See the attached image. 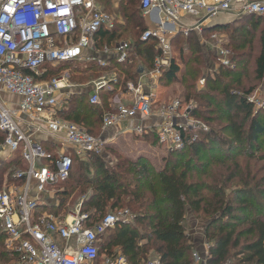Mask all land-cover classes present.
<instances>
[{"label":"trees","instance_id":"16d2710c","mask_svg":"<svg viewBox=\"0 0 264 264\" xmlns=\"http://www.w3.org/2000/svg\"><path fill=\"white\" fill-rule=\"evenodd\" d=\"M100 1L106 4L105 0ZM105 6L108 7L107 4ZM119 12L122 23L116 22L111 30L100 29L93 42L94 49L102 52L131 41L128 57L123 63L113 57L104 69L94 63L82 65L76 62L45 66L48 70L45 77H57L69 70L74 74L70 78L75 83L90 81L105 72L116 75L117 82L112 89L100 94L102 99L106 98L103 107L91 105L87 97L89 91L83 89L72 94L58 114L63 121L86 127L87 130L82 128L93 136L101 128L104 114L115 112L111 105L121 96L130 95L126 85L137 82L140 76L138 67L141 66L145 73L151 72L154 59L161 55L157 40H140L147 29L140 0H122ZM213 34L227 36L232 65L220 66L213 74H206L208 69L216 66L218 58L213 51L206 49L201 40L209 39ZM172 48L175 55L171 66L161 69L163 78L181 87L178 98L183 103L196 104L192 115L199 121L207 124L225 121L226 126L220 127L218 123L216 131L198 133L194 141L185 134L184 147L169 151L155 175H152L153 168L142 159H126L109 166L103 161L104 152L88 154L87 162L73 158L69 178L53 187V198L40 209L64 215L67 200L72 194L86 196L89 192L82 211L89 214L95 223L120 208L134 212L133 227L129 223H118L106 231L98 243L99 257L121 253L129 264H141L146 260L149 247L158 255L160 264H193L192 253L196 247L185 234L183 225L190 211L210 218L204 230L208 245L205 264H227L230 260L234 264H264V203L257 205L246 197L254 191L264 200V189H258L264 184V177L259 182L252 180L256 186L251 193L244 187L232 195L233 199L226 198L224 193L227 184L233 180L232 171L239 169V163L234 162L238 149L245 143L254 148L264 137V111L254 112L253 105L247 101V95L261 83L264 74V20L246 15L229 23L207 27L200 34L192 32L187 37L177 34L172 40ZM249 61H253V85L244 96L234 93L232 86H241L242 79L247 76ZM202 78L204 86L199 88L198 82ZM4 137L0 132V145ZM143 139L152 145L156 143L154 132L143 136ZM262 144L264 146V142ZM40 145L55 157L54 146L47 140L41 141ZM186 153L190 154L187 159ZM198 157H202L200 160L204 163L196 164L194 159ZM211 159H215L225 175L211 177L210 183L191 179L193 174L200 178L204 176L206 170L203 165L205 162L209 164ZM89 161L95 167V178L91 179L84 177L89 172ZM24 170L25 162L16 154L2 163L0 181L7 172L9 182L21 185L22 181L15 180L13 176ZM242 225L247 227L239 229ZM242 238H246L244 243ZM4 239L0 227V264H8L17 257L4 247ZM237 249L239 252L234 253ZM238 256L241 257L236 260Z\"/></svg>","mask_w":264,"mask_h":264},{"label":"built area","instance_id":"2783aa9c","mask_svg":"<svg viewBox=\"0 0 264 264\" xmlns=\"http://www.w3.org/2000/svg\"><path fill=\"white\" fill-rule=\"evenodd\" d=\"M140 8L142 16L152 24L140 40H157L161 55L154 59L151 72L142 73L136 84H127L132 100L105 114L102 130L135 121L136 125L130 129L133 134L145 136L154 132L160 147L179 150L185 145V133L193 124L195 127L196 121L192 122L195 103L174 100L153 115L157 98L153 90L155 76L171 66L174 35L200 34L208 21L224 14L236 19L253 15L264 20V0H140ZM187 16L197 20L191 25L184 24ZM114 25L113 15L100 7L97 0H0V132L5 136L1 145L11 157L19 154L25 162V170L13 176L22 181L21 185L13 182L0 191L4 247L17 255L12 264H129L121 253L103 257L98 254L99 238L118 223H128L124 214H119L120 218L109 213L95 223L82 211L81 204L66 215L40 209L53 198V187L69 178L73 158L103 154L107 144L80 126L59 119V108H65L76 86L65 74L45 77L48 72L45 66L94 61L104 68L107 57L123 63L130 42L102 52L94 49V35L102 28L111 30ZM217 37L213 35L210 40ZM223 44V40L217 41V45L210 44L216 50L217 69L232 65V53ZM143 79L149 83H142ZM204 81L199 80V88ZM261 82L264 83V74ZM113 83H116L114 76L94 82L89 103L99 105L100 93ZM3 93L20 98L15 109L7 107L1 99ZM247 101L255 111H264V95L261 99L247 97ZM153 118L157 121L146 124ZM38 133H46L72 153L59 151L53 157L34 140L33 135ZM205 247L203 256L193 251V264H205ZM141 264H160V260L150 257Z\"/></svg>","mask_w":264,"mask_h":264},{"label":"rangeland","instance_id":"374dc122","mask_svg":"<svg viewBox=\"0 0 264 264\" xmlns=\"http://www.w3.org/2000/svg\"><path fill=\"white\" fill-rule=\"evenodd\" d=\"M97 2L100 7L107 10V13L110 12L111 15H114V17L116 18V22L118 24L122 23V18L119 12V5H120V2H122V0H105V3L108 5V7L105 6L106 4H104L100 0H97ZM221 17H224V15L218 16L215 19L208 21L206 25L213 24V22H216ZM219 40H222V39L217 37V40H215V42L217 43V41ZM223 40H225V38ZM128 41L129 40H127V42ZM256 54H257V51L254 53V55ZM249 62L250 63L248 67L246 68L247 76L242 79L241 86H238V87L232 86V90L234 93H238V94L245 96L246 91L249 89V87L253 85V78L251 74V69H253V61H249ZM72 73L70 74L68 70V71L59 73V75L61 74L67 75L69 82L72 85H75L76 87H80V86L87 87V90H84V91H89L90 87L93 86L94 82L98 81L101 78L107 77L106 75L110 74V72H105V73L98 75L96 78L92 77L93 79L91 78L90 81L75 83L71 81V78H70L71 77L70 75H74ZM144 74L147 75L148 73L144 72ZM148 83H149V80H147L146 84ZM153 90L155 91L156 97H157L155 100L156 104H154L153 106V111H155L153 115L155 113L159 114L158 110H160L164 106H168L174 100L182 101L181 99L178 98L181 92V87L178 85L169 84L168 86H165L163 89H161L160 92L158 90L156 91L155 88H153ZM103 91H109V89H106ZM89 92L87 95L88 98L90 94ZM263 93H264V87H262L260 83L256 86L255 90L251 94L247 95V97H253L254 99H261L264 95ZM131 100H132L131 94L121 96L117 102H114L111 105V109L117 110V108L120 107L121 105L125 106L129 104ZM105 102H106V98L103 97L102 99V96H101L100 104L93 105V106L103 107ZM59 110L61 111L63 110V108L60 107ZM254 112H258V111H255L254 109ZM107 113H110V112H107ZM193 119H194L192 120L193 123L196 121L195 127L193 124V128H191L193 130L189 129V131L185 133L186 136L189 137V139L191 137L192 141H194L193 139L195 138V135H197L198 133H209L211 130L216 131L219 128L217 127L218 123L220 124V127L226 126L225 121L223 122L212 121V122H209V124H207V123H203L199 121L194 116H193ZM192 122H191V125H192ZM80 127L81 128L83 127L87 130V128L82 125ZM101 129H102V126L101 128H99V130L97 129L95 133L93 134L99 137L102 133ZM246 134H247V127L245 128V137H246ZM225 135H228V134H225ZM224 137L226 138V136ZM133 138H131V136H120L116 138L115 143H112L110 145L106 144V147L104 150V160L103 161H105L109 166H114L117 163V161L122 163L126 159L133 160V161H138L142 159L143 161L144 160L146 161L149 167L153 168L152 175H155L156 171L159 170L163 166V162H164L163 160L167 157L168 152L172 150H168L167 147L159 148L160 145L158 144L156 137H155L156 143L154 145H152V143H149L147 141H145L143 144L138 143L137 139H133ZM263 142H264V137H261L259 141V145L257 144L256 147L252 148L250 144L245 143L241 147V149H238L237 153L235 154L234 162L239 163V169L232 171L234 175L233 180L229 182V184H227L224 190L226 198L233 199V196L236 194V192H238V190H241L243 187L247 189L248 191H250L251 193L256 186L253 184L252 180L259 182L264 177V146L262 144ZM18 150L21 153L22 145L19 146ZM184 156H185V159H187L188 157H190V154L186 153ZM12 157H11V154H9L8 151L2 148V145H0V167L2 163L6 162L5 159L10 160ZM76 159L78 161L87 162L86 157L84 159H80L76 157ZM200 159H202V157L195 158L194 159L196 161L195 163L196 164L204 163L203 160H200ZM87 164H89V172H88L89 174L88 173L84 174V177H86L87 179L95 178V167L92 165L91 161H89ZM205 164L206 165H203L205 167L204 170H206L205 175L200 178L198 174H193L191 179L196 180V181L198 179H201L204 182L210 183L211 177H214L216 175L223 177L225 175L224 170H221L222 168L218 166L217 162H215V159L213 160L211 159L209 161V164L206 162ZM4 173L5 174L2 177L3 179L0 181V191L6 190L12 185V183L8 181V176H7L8 173L7 172H4ZM258 189L263 190L264 184H262V186H260ZM252 193L254 195H251ZM252 193L250 195H247L246 197H250L249 199H252L253 201H255V204L257 205L260 203L261 204L264 203V200L261 197V195L255 193L254 191ZM88 195H89V192L86 194V196H78L76 194H72L71 197H69L67 200V206L65 207L64 215L72 211L77 205L79 204L83 205V202L87 199ZM57 203H58V200L56 199L55 204ZM111 213L117 215L120 218L121 216L119 214H124L123 218L127 219V222L131 224L132 227H133V224H135L133 221L134 215H135L134 212L128 211V209L126 208H120ZM209 219L210 218L203 217L202 214L194 215L190 211H188L185 216L184 223H183L185 234L187 236L199 235L201 237L202 233L205 230V225L207 221H209ZM246 227L247 226L242 225L239 227V229H245ZM137 229H140V227L138 226ZM245 240L246 238H242L243 243ZM198 242L199 241H197V243ZM143 243L144 242H142L141 244ZM197 246H201L200 242L197 244ZM239 249L234 250V253L239 252ZM150 257H156V258L158 257V255L154 252L152 247H149L148 249L147 258H150ZM239 257L241 256H238L236 260H238ZM11 262L8 264H12ZM227 264H234V262L230 260Z\"/></svg>","mask_w":264,"mask_h":264},{"label":"crops","instance_id":"0c3cea01","mask_svg":"<svg viewBox=\"0 0 264 264\" xmlns=\"http://www.w3.org/2000/svg\"><path fill=\"white\" fill-rule=\"evenodd\" d=\"M111 15V14H110ZM113 17H114V15H113ZM143 17V16H142ZM115 18V17H114ZM236 18L234 17V16H232V15H230V14H224V17H221V18H219L216 22H213V24H208V25H206V27H204V29L203 30H205L207 27H210V26H213V25H219V24H225V23H229V22H231V21H234ZM143 20H144V22H145V25H146V27H147V29H148V27L149 26H152V24H151V22L149 21V19H147V18H144L143 17ZM197 20V18H195V17H191V16H187V17H185L184 19H183V23L184 24H187V25H191V24H194L195 23V21ZM115 24H116V18H115ZM202 30V31H203ZM198 34V33H197ZM213 35H216V36H218V38H220V39H224L225 38V40H223L224 41V44H223V46L225 47V48H227V49H229L227 46H228V38H227V36L226 35H224V34H213ZM213 35H211V36H213ZM176 35H174V37H175ZM211 36L209 37V39H205V38H203L202 40H201V43L203 44V45H205L204 44V42H207V45H205V47H206V49H210L211 51H213L215 54H216V50L215 49H212L211 48V46H210V44H215V45H217V43L215 42V41H211L210 39H211ZM173 37V38H174ZM127 42V41H126ZM128 42H130V44H131V41H128ZM208 42H210V43H208ZM214 45V46H215ZM230 50V49H229ZM231 51V50H230ZM232 53V52H231ZM175 55V53H174V51H173V56ZM111 58H113V57H107L106 58V62H107V66L106 67H104V68H107L109 65H110V60L109 59H111ZM76 63H79V64H82V65H88V64H90V63H94L95 65H97V63L96 62H92V61H84V62H76ZM104 68H102V69H104ZM138 74L139 75H142V73H144V70H143V68L141 67V66H139L138 67ZM217 71V67H213V68H210V69H208L206 72V74H208V73H210V74H213L214 72H216ZM108 78L109 77H111V76H114L115 77V79H116V82H117V77H116V75L113 73V72H110V74L109 75H106ZM142 76H140L139 77V79L141 78ZM157 79L156 80H154V82H155V86H154V88L156 89V91L158 90L159 92H160V90L161 89H163L165 86H168L169 84H170V82H168V81H166L164 78H163V76H162V74L161 75H156L155 76ZM139 79L137 80V82L139 81ZM136 82V83H137ZM141 82L142 83H144V84H146L147 83V81L145 80V79H143V80H141ZM129 83H133V82H128L127 84H129ZM136 83H133V84H136ZM115 83H113V84H111V85H109V90H111L112 89V86L114 85ZM171 85V84H170ZM127 86V85H126ZM261 86L262 87H264V83L263 82H261ZM83 89H86L87 90V87H85V86H80V87H76L75 88V90H77V91H75V93L76 92H79L80 90H83ZM90 89H91V87H90ZM90 89H89V91H90ZM90 93V92H89ZM157 94H158V92H157ZM161 94V93H160ZM264 94V93H263ZM1 99L2 100H4L5 101V104L7 105V107H9V108H11V109H15L16 107H17V105H18V103L20 102V98L19 97H17V96H14V95H10V94H7V93H3V94H1ZM14 101V102H13ZM63 121V120H62ZM155 121H157V118H153L151 121H149V120H147V123L149 124V123H151V122H155ZM66 122V121H65ZM146 123V124H147ZM136 125V122L135 121H124V122H122V123H120V124H118V125H115V126H113V127H110V128H108V129H106L105 131H103L102 129H101V135L99 136V137H101L104 141H106V143H107V145L109 144H112V143H115L116 142V138L117 137H120V136H131V138H133V139H137V142L138 143H144L145 142V140L143 139V136H137V135H135V134H133L132 132H130V129L133 127V126H135ZM33 138H34V140L36 141V142H38L39 144L41 143V141H43V140H47V142L48 143H50L51 145H53L54 146V150H55V156L58 154V152L59 151H65V152H67V153H71V149H69V147H63V148H61L60 147V145L61 144H58L56 141H54L50 136H48L46 133H38V134H34L33 135ZM159 148H162V147H159ZM189 237V239L195 244V247H196V249H194L195 251H197L199 254H201L202 256H203V253L205 252V249H206V247H205V245L207 246V249H208V245H207V243L205 242V237H204V232L202 233V235H201V237L199 236V235H196V236H188ZM204 239V240H203ZM197 241H199L200 242V244H201V246H197V244L199 243H197Z\"/></svg>","mask_w":264,"mask_h":264}]
</instances>
